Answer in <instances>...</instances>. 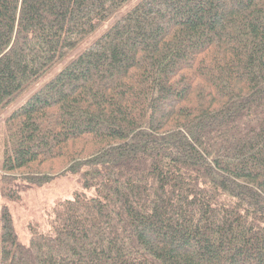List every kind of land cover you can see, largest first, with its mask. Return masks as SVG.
Returning a JSON list of instances; mask_svg holds the SVG:
<instances>
[{
  "label": "trees",
  "instance_id": "obj_1",
  "mask_svg": "<svg viewBox=\"0 0 264 264\" xmlns=\"http://www.w3.org/2000/svg\"><path fill=\"white\" fill-rule=\"evenodd\" d=\"M90 37L5 117L0 170L81 188L0 264H264V0H0V114Z\"/></svg>",
  "mask_w": 264,
  "mask_h": 264
},
{
  "label": "rangeland",
  "instance_id": "obj_2",
  "mask_svg": "<svg viewBox=\"0 0 264 264\" xmlns=\"http://www.w3.org/2000/svg\"><path fill=\"white\" fill-rule=\"evenodd\" d=\"M118 14L119 12H116V14L111 17L110 21L117 17ZM110 21L107 22L106 25L110 23ZM106 25L104 27H106ZM91 38L92 37L84 40L68 57L51 67L38 81H36L31 89L18 95L0 114V162L2 158V141L3 137H5L3 134L5 130V117L13 108L24 101V99H26V97H28L33 91L38 89L44 82L52 78L64 66L70 57L81 51V49L92 40ZM64 170L65 168L60 169L47 166H45V169H41L39 171L32 169L16 171L13 173H4L2 170H0V213L2 207L6 205L11 214L17 238L21 243L28 242L29 224L34 222H42L46 216V213L54 203L65 198H71L73 193L81 188L78 175L63 172ZM4 177H6L5 179L13 184L16 188L17 186H23L21 190V199L17 201L8 199L4 196L2 191V179H4ZM24 177H27L29 180L33 181L47 180V182L26 185V178Z\"/></svg>",
  "mask_w": 264,
  "mask_h": 264
}]
</instances>
